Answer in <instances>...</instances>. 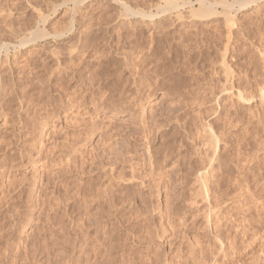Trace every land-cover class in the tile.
I'll return each instance as SVG.
<instances>
[{
    "label": "rangeland",
    "instance_id": "1",
    "mask_svg": "<svg viewBox=\"0 0 264 264\" xmlns=\"http://www.w3.org/2000/svg\"><path fill=\"white\" fill-rule=\"evenodd\" d=\"M171 1L0 0V264H264V211L238 212L264 203V0ZM202 1L212 16L197 17ZM37 30L53 36L4 51Z\"/></svg>",
    "mask_w": 264,
    "mask_h": 264
},
{
    "label": "bare ground",
    "instance_id": "2",
    "mask_svg": "<svg viewBox=\"0 0 264 264\" xmlns=\"http://www.w3.org/2000/svg\"><path fill=\"white\" fill-rule=\"evenodd\" d=\"M81 1L83 2V0H81ZM84 1H85V0H84ZM260 1H262V0H238V3H239V5H240L239 8H240V9H245L246 7H248V6L252 5V4H256V3L260 2ZM76 2H77V1H76ZM183 2H184V1H182V4H183ZM79 3H80V2H79ZM175 3H176V2H175ZM200 3H201L200 10H198V11L196 12L197 17H200V18H205V17H206V18H207V17L212 16L213 13L211 12V10H213V7H212L213 5L210 3L211 6H207V5L205 4V1H202V2H200ZM170 4H171L172 6L174 5L173 0L170 2ZM177 4H178V3H177ZM226 4H227V3H226ZM185 5H187V2H186ZM224 5H225V4H223V6H224ZM227 5H229L230 7L225 5L226 8H227V9H231V4H227ZM178 6H179V5H178ZM233 6H234V5H233ZM179 7H180V6H179ZM181 7H182V6H181ZM224 8H225V7H224ZM135 15L137 16V14H135ZM138 15H139V14H138ZM141 17H142V15H141ZM143 17H144V16H143ZM145 17H146V16H145ZM147 17L153 19V18L155 17V15L153 14V15H150V16H147ZM35 30H36V29H35ZM68 31H69L68 34H69V33H70V34L73 33V31H74V26L72 25V26L68 29ZM31 35H33L34 37H32L31 40L29 39L30 42H28V40H27V41H25V40H20V43H18L17 45H14V44H13V46L11 45L10 47H9V45H5V46L3 47L4 51L8 54V53H10V51H11L12 49L15 50V49H20V48H21V49H23V48H27V47H29L30 45H36V44H38V42H40L41 40H49V39L53 36V35L51 36L50 34H46V33H45V34H43V33H39L38 30H37V31H33V32L31 33ZM56 35H57V34H56ZM65 36H66V34H58L57 36H54V37H55V38H64ZM66 37H68V36H66ZM73 38H74V37H73ZM65 39H66V38H65ZM70 39H71V38H70ZM68 40H69V39H68ZM24 41H25V42H24ZM72 41H73V40H72ZM63 44H64V43H63ZM66 44H67V43H66ZM72 48H73V47H72ZM72 48H71V49H72ZM71 49H69V50H71ZM67 55H68V54H67ZM70 55H71V54H70ZM80 64H81V63H80ZM0 66H1V65H0ZM70 67H71V66H70ZM61 70H62V69H61ZM77 75H78V74H77ZM64 78H65V77H64ZM4 80H5V79H4ZM86 90H87V89H86ZM78 91H79V90H78ZM104 91H105V90H104ZM63 93H64V92H63ZM85 93H86V92H85ZM83 94H84V93H83ZM84 95H85V94H84ZM93 95H94V94H93ZM107 98H108V97H107ZM111 98H112V97H111ZM240 98H241V97H240ZM82 99H83V98H82ZM109 99H110V98H109ZM85 100H86V99H85ZM79 101H80V100H79ZM87 102H88V101H87ZM108 102H109V101H108ZM79 103H80V102H79ZM100 106H101V105H100ZM96 107H97V106H96ZM106 108H107V107H106ZM118 108H119V107H118ZM108 109H109V108H108ZM104 110H105V109H104ZM83 111H85V110H83ZM105 111H106V110H105ZM77 125H78V124H77ZM84 126H85V125H84ZM81 127H82V126H81ZM89 128H90V127H89ZM78 129H79V128H78ZM84 129H85V128H84ZM94 130H95V129H94ZM79 136H80V135H79ZM85 136H86V135H85ZM85 136H84V137H85ZM146 136H147V135H146ZM147 137H148V136H147ZM145 138H146V137H145ZM3 139H4V138H3ZM147 139H148V138H147ZM7 140H8V139H7ZM11 140H12V139H11ZM148 140H149V139H148ZM5 141H6V140H5ZM8 141H9V140H8ZM78 141H79V140H78ZM144 141H145V140H144ZM146 141H147V140H146ZM1 142H2V141H1ZM22 142H23V141H22ZM14 143H15V141H14ZM17 143H18V142H17ZM216 143H217V142H216ZM9 144H10V143H9ZM11 144H13V143H11ZM148 144H149V143H148ZM1 145H2V144H1ZM5 145H6V144H5ZM14 145H15V144H14ZM23 145H24V144H23ZM29 145H30V144H29ZM41 145H42V144H41ZM32 146H33V145H32ZM34 146H35V145H34ZM36 146H37V145H36ZM217 146H218V145H217ZM217 146H216V147H217ZM14 147H15V146H14ZM39 147H41V146H39ZM48 147H49V146H48ZM6 148H7V147H6ZM12 148H13V147H12ZM19 148H20V147H19ZM21 148H22V147H21ZM24 148H25V147H24ZM35 148H36V147H35ZM50 148H51V147H50ZM4 149H5V148H4ZM13 149H14V148H13ZM9 151H10V149H9ZM52 151H53V149H52ZM14 152H15V151H14ZM48 152H49V151H48ZM58 152H59V151H58ZM12 153H13V152H12ZM18 153H19V152H18ZM39 153H40V152H39ZM51 153H53V152H51ZM61 153H62V152H61ZM13 154H14V153H13ZM21 154H22V153H21ZM48 154H49V153H48ZM211 154H212V152H211ZM58 155H59V154H58ZM63 155H64V154H63ZM24 156H25V154H24V155L22 154V158H23V159H24ZM53 156H54V155H53ZM56 156H57V155H56ZM61 156H62V155H61ZM205 156H207V155L205 154ZM17 157H18V156H17ZM19 157H20V155H19ZM72 157H73V156H72ZM218 157H219V156H218ZM5 158H6V157H5ZM20 158H21V157H20ZM57 158H58V157H57ZM57 158H56V160H57ZM77 158H78V157H77ZM207 158H208V157H207ZM210 158H211V157H210ZM210 158H209V160H210ZM216 158H217V156H216ZM216 158H215V160H220V158H219V159H216ZM6 159H7V158H6ZM13 159H14V155H13ZM15 159H16V157H15ZM17 159H18V158H17ZM30 159H31V158H30ZM30 159H29V161H30ZM58 159H59V158H58ZM79 159H80V158H79ZM221 159H222V158H221ZM32 160H33V159H32ZM157 160H158V159H157ZM211 160H212V159H211ZM215 160H212V161H215ZM232 160H233V159H232ZM15 161H16V160H15ZM15 161H14V164H15ZM61 161H62V160H61ZM206 161H207V160H206ZM24 162H25V161H24ZM55 162H56V161H55ZM121 162H122V161H121ZM124 162H126V161L124 160ZM128 162H129V161H128ZM166 162H167V161H166ZM16 163H17V162H16ZM20 163H21V162H20ZM31 163H32V162H31ZM80 163H81V162H80ZM80 163H79V164H80ZM206 163H207V162H206ZM116 164H117V163H116ZM124 164H125V163H124ZM222 164H223V163H222ZM26 165H27V164H26ZM68 165H69V164H68ZM72 165H73V164H72ZM201 165H202V164H201ZM209 165H210V164H209ZM212 165H213V164H212ZM214 165H216V164H214ZM243 165H244V164H243ZM3 166H5V165H3ZM6 166H7V165H6ZM34 166H35V165H34ZM52 166H53V165H52ZM80 166H82V164H81ZM204 166H205V165H204ZM224 166H225V165H224ZM240 166H241V165H240ZM53 167H54V166H53ZM206 167H207V166H206ZM211 167H212V166H211ZM10 168H12V167L10 166ZM13 168H14V167H13ZM64 168H65V167H64ZM213 168H216V167H213ZM213 168H212V169H213ZM6 169H7V168H6ZM6 169H5V170H6ZM52 169H53V168H52ZM60 169H61V168H60ZM79 169H80V168H79ZM196 169H197V168H196ZM205 169H206V168H205ZM209 169H211V168H209ZM238 169H239V168H238ZM11 170H12V169H10V171H11ZM77 170H78V169H77ZM133 170H134V169H133ZM163 170H164V169H163ZM189 170H191V169H189ZM213 170H214V169H213ZM213 170H212V171H213ZM82 171H83V169H82ZM82 171H81V172H82ZM107 171H109V170H107ZM137 171H138V170H137ZM147 171H148V170H147ZM197 171H198V170H197ZM202 171L204 172V170H202ZM206 171H207V170H206ZM92 172H93V171H92ZM133 172H134V171H133ZM149 172H150V171H149ZM149 172H148V173H149ZM192 172H193V171H192ZM199 172H200V171H199ZM199 172H198V173H199ZM229 172H230V171H229ZM53 173H54V172H53ZM59 173H60V172H59ZM105 173H106V172H105ZM135 173H136V172H135ZM155 173H156V172H155ZM193 173H194V172H193ZM200 173H202V172H200ZM200 173H199V174H200ZM204 173H205V172H204ZM216 173H217V172H216ZM260 173H261V172H260ZM51 174H52V173H51ZM83 174H84V173H83ZM106 174H107V173H106ZM151 174H152V173H151ZM153 174H154V173H153ZM195 174H196V173H195ZM212 174H213V173H212ZM230 174H231V173H230ZM232 174H233V173H232ZM58 175H59V174H58ZM60 175H61V174H60ZM80 175H82V174H80ZM202 175H203V173L201 174V176H202ZM204 175H205V174H204ZM204 175H203V178H202V179H204L206 176H208V174H206L205 176H204ZM223 175H224V174H223ZM246 175H247V174H246ZM257 175H258V174H257ZM56 176H57V175H56ZM56 176H55V177H56ZM61 176H62V175H61ZM64 176H65V175H64ZM136 176H137V175H136ZM240 176H241V175H240ZM240 176H239V177H240ZM243 176H244V175H243ZM255 176H256V175H255ZM258 176H260V175H258ZM57 177H58V176H57ZM99 177H100V175H99ZM132 177H133V176H132ZM227 177H228V176H227ZM231 177H233V176H231ZM234 177H235V176H234ZM2 178H3V176H2ZM31 178H32V177H31ZM80 178H81V176H80ZM108 178H109V177H108ZM133 178H134V177H133ZM135 178H136V177H135ZM152 178H153V176H152ZM237 178H238V177H237ZM242 178H243V180H245V179H244L245 177H242ZM247 178H248V177H246V179H247ZM42 179H43V178H42ZM60 179H61V178H60ZM94 179H95V178H94ZM141 179H143V178H141ZM200 179H201V178H200ZM220 179H221V178H220ZM238 179H239V178H238ZM240 179H241V178H240ZM248 179H249V178H248ZM255 179H256V178H255ZM2 180H3V179H2ZM2 180H1V181H2ZM4 180H5V178H4ZM24 180H25V179H24ZM50 180L52 181L53 179L50 178ZM54 180H55V179H54ZM62 180H63V179H62ZM105 180H106V179H105ZM195 180H196V179H195ZM198 180H199V178H198ZM216 180H217V179H216ZM243 180H242V183H243ZM56 181L58 182L57 179H56ZM85 181H86V180H85ZM88 181H89V180H88ZM88 181H87V182H88ZM101 181H102V179H101ZM116 181H117V180H116ZM131 181H132V179H131ZM164 181H165V180H164ZM203 181H204V180H203ZM258 181H259V180H258ZM39 182H40V181H39ZM52 182H53V181H52ZM91 182H92V181H91ZM149 182H150V181H149ZM197 182L199 183V181H197ZM207 182H208V177H206V178H205V181L203 182V188H204V190L206 189L207 191L210 192V190L208 189V183H207ZM213 182H214V181H213ZM223 182H224V181H223ZM223 182H222V183H223ZM228 182H229V181H228ZM236 182H240V183H241V180H240V181H239V180H236ZM247 182H248V181H247ZM247 182H246V180H245V183H246V184H247ZM0 183H1V182H0ZM21 183H22V182H21ZM49 183H51V182L49 181ZM54 183H55V182H54ZM54 183H53V184H54ZM79 183L81 184V182H79ZM259 183H260V182H259ZM261 183H262V182H261ZM19 184H20V183H19ZM27 184H28V183H27ZM31 184H32V183H31ZM31 184H30V185H31ZM46 184H48V183H46ZM51 184H52V183H51ZM51 184H48V185L51 186ZM53 184H52V185H53ZM59 184H60V183H59ZM61 184H62V186H63V185L65 184V182H64V184H63V182H61ZM66 184H67V182H66ZM71 184H72V183H71ZM90 184H91V183H90ZM93 184H94V183H93ZM115 184H116V183H115ZM164 184H165V183H164ZM196 184H197V183H196ZM218 184H219V183H218ZM246 184H245V185H246ZM250 184H251V183H250ZM255 184H256V183H255ZM257 184H258V183H257ZM12 185H13V184H12ZM22 185H23V183H22ZM22 185H21V186H22ZM30 185H29V187H30ZM38 185H39V184H38ZM81 185H82V184H81ZM108 185H110V184H108ZM201 185H202V184H201ZM209 185H210V182H209ZM212 185H213V184H212ZM216 185H217V184H216ZM233 185H234V184H233ZM235 185H236V184H235ZM235 185H234V187H235ZM243 185H244V183H243V184H240L239 187H242ZM247 185H249V184H247ZM247 185H246V186H247ZM8 186H9V185H8ZM23 186H24V185H23ZM26 186L28 187V185L25 184V186H24L25 190H26ZM39 186H40V185H39ZM50 186H49L47 189H49ZM53 186H54V185H53ZM53 186H51V187H53ZM56 186H57V185H56ZM56 186H54V188H55ZM70 186H71V185H70ZM113 186H114V185H113ZM123 186H124V185H123ZM127 186H128V185H127ZM195 186H196V185H195ZM221 186H222V185H220V186H218V187H221ZM237 186H238V185H237ZM249 186H250V185H249ZM252 186H253V185H252ZM252 186H250V187H252ZM29 187H28V189H30ZM44 187H45V190H46V187H47V186L43 185V188H44ZM63 187H64V186H63ZM66 187H67V186H66ZM78 187H79V186H78ZM96 187H97V185H96ZM200 187H201V186H200ZM212 187H213V186H212ZM222 187H223V186H222ZM222 187H221V188H222ZM253 187H254V186H253ZM255 187H256V186H255ZM11 188H12V187H11ZM13 188H14V187H13ZM22 188H23V187H22ZM31 188H32V187H31ZM35 188H36V187H35ZM41 188H42V187H41ZM57 188H58V190H59V187H57ZM67 188H68V187H67ZM76 188H77V187H76ZM94 188H95V187H94ZM104 188H105V187H104ZM116 188H118V186H117ZM134 188H135V187H134ZM194 188H195V187H194ZM203 188H202V189H203ZM209 188H210V186H209ZM214 188H215V187H214ZM221 188H220V189H221ZM263 188H264V187H263ZM15 189H17V188H15ZM15 189L12 190V193H13V191H14ZM18 189H19V188H18ZM28 189H27V191H28ZM51 189H52V188H51ZM51 189H50V192H51ZM55 189H56V188H55ZM60 189H61V188H60ZM65 189H66V188H64V190H65ZM69 189H70V188H69ZM77 189H78V188H77ZM79 189H80V193L85 192V191H83V190H84V186H81ZM79 189H78V190H79ZM96 189H97V188H96ZM113 189H115V188H113ZM127 189H128V188H127ZM202 189H201V190H202ZM217 189H218V188H217ZM245 189H246V188H245ZM249 189H250V188L248 187V191H247L248 194H250V192H251V194H252V191L255 192V190H251V189H250L251 191H249ZM252 189H253V188H252ZM254 189H255V188H254ZM9 190H10V188H9ZM19 190L22 191L21 188H20ZM25 190H23V192H25ZM38 190H39V188H38ZM61 190H63V188H62ZM66 190H67V189H66ZM73 190H74V189H73ZM86 190H87V189H86ZM89 190H90V189H89ZM106 190H107V189H106ZM221 190L223 191V189H221ZM238 190H240V189H237L236 192H239ZM242 190H243V189H242ZM246 190H247V189H246ZM10 191H11V190H10ZM10 191H8V192H9L8 194H10ZM20 191H19V192H20ZM34 191H35V190H34ZM36 191H37V190H36ZM39 191H40V190H39ZM41 191H42V190H41ZM46 191H47V190H46ZM46 191H43V192H46ZM53 191H55V190L53 189ZM53 191L51 192L52 194H53ZM56 191H57V190H56ZM56 191L54 192V194L57 193V192H59L60 190L57 191V192H56ZM67 191H69V190H67ZM87 191H88V190H87ZM194 191H195V190H194ZM216 191H217V190H216ZM50 192H49L48 194L51 195ZM77 192H79V191H77ZM95 192H96V191H95ZM97 192H98V191H97ZM201 192H202V191H201ZM209 192H207V193L209 194ZM236 192H235V193H236ZM240 192H241V191H240ZM240 192H239V193H240ZM25 193H26V192H25ZM40 193H41V192H40ZM89 193H90V192H89ZM93 193H94V192H93ZM107 193H109V191H107ZM217 193H218V192H217ZM247 193H246V191H245V194H247ZM258 193H259V192H258ZM258 193H257V194H258ZM21 194H22V193H21ZM31 194H32V192H31ZM44 194H45V193H44ZM54 194H53V195H54ZM58 194H59V193H57V195H58ZM60 194H61V193H60ZM66 194H68V193L66 192ZM66 194L64 193V195H66ZM78 194H79V193H78ZM78 194H77V197H79ZM116 194H117V193H116ZM122 194H123V193H122ZM199 194H200V193H199ZM199 194H198V195H199ZM202 194H203V193H202ZM236 194H237V193H236ZM241 194H242V193H241ZM241 194H240V196L242 197ZM257 194L255 193L256 196L254 195L256 198H258V197H257ZM17 195H18V194H17ZM17 195H15V196H17ZM19 195H20V194H19ZM24 195H25V194H23V196H24ZM32 195H33V194H32ZM37 195H38V193H37ZM39 195H41V194H39ZM42 195H43V194H42ZM42 195H41V196H42ZM79 195H80V194H79ZM83 195H84V194H83ZM88 195H89V194H88ZM96 195H97V194H96ZM105 195H106V198H107V197L110 198V196H108V194H105ZM105 195H104V196H105ZM113 195H114V194H113ZM205 195H206V193H205ZM205 195L203 194L202 196L205 197ZM211 195H212V194H211ZM233 195H235V194H233ZM28 196H30V194H28ZM33 196H34V195H33ZM41 196H40V199H41ZM43 196L47 197L48 195H47V193H46V195H43ZM43 196H42V199H41L42 202H43L45 199H47V198H44ZM55 196H56V194H55ZM69 196H71V195L69 194V195L67 196V200H70V199H68ZM93 196H94V195H93ZM117 196H118V195H117ZM121 196H123V195H121ZM126 196H127V195H126ZM196 196H197V195H196ZM216 196H217V195H216ZM240 196H239V197H240ZM251 196H252V195H250L249 197H251ZM25 197H26V196H25ZM35 197H36V196H35ZM35 197H34V198H35ZM51 197H53V196H51ZM61 197H62V195H61ZM61 197H60V198H61ZM82 197H83V196H82ZM84 197H85V196H84ZM114 197H115V196H114ZM119 197H120V196H119ZM129 197H130V196H129ZM193 197H194V196H192V198H193ZM206 197H207V196H206ZM214 197H215V196H214ZM233 197H235V196H233ZM239 197H236L235 199H233L234 202H235V200H236L237 198L240 199ZM263 197H264V196H263ZM12 198H13V197H12ZM29 198H30V197H29ZM38 198H39V197H38ZM38 198H37V199H38ZM43 198H44V200H43ZM55 198H57V200L60 199V198H58V197H55ZM69 198H70V197H69ZM74 198H75V197H73V199H74ZM88 198H89V197H88ZM99 198H100V197H99ZM102 198L104 199L103 196H102ZM106 198H105V200L108 201V200H107L108 198H107V199H106ZM117 198H118V197H117ZM120 198H121V197H120ZM199 198H201V196H200ZM210 198H211V197H210ZM245 198L248 199V196H246ZM245 198H244V199H245ZM23 199H24V198L22 197V200H23ZM25 199H26V198H25ZM37 199H36V201H37ZM40 199H39V200H40ZM51 199H52V198H51ZM63 199H65V197H63ZM71 199H72V198H71ZM115 199H116V198H115ZM238 199H237V202H238ZM241 199H242V198H241ZM244 199H243V201L240 200V202H242L241 205H240L239 203H237V202H235V203H237L236 205H235V203H234V205L236 206V208L238 207V204L240 205V206H239L240 209L238 208V212H240L242 208L244 209V211H243V209H242V211H243V212H242V215H243V218H242V219H243V220L247 221V220H248L247 218L251 217L252 212H253V210H254L255 208H256V209H257V208H261V212L264 211V203H261V200H260V199H259V200H260V203H258V202H259L258 200H257L258 202H257V201H256V202H254V201L252 202V201H251L252 199H251L250 202H249V204H248V201H249V200L247 201V200L245 199L247 203H244ZM249 199H250V198H249ZM253 199H255V198H253ZM20 200H21V196H20ZM22 200H21V201H22ZM27 200H28V199H26V202H27ZM39 200H38V201H39ZM48 200H50V199H48ZM53 200H54V198H53ZM53 200H52V201H53ZM57 200L55 199L54 202H56ZM61 200H62V198H61ZM67 200L65 199V201H67ZM90 200H91V199H90ZM94 200H95V199H94ZM94 200H93L92 202L97 201L98 198H97L95 201H94ZM100 200H102V199H100ZM111 200H113V199H111ZM209 200H210V199H209ZM218 200H219V199H218ZM225 200H226V198H225ZM33 201H34V199H33ZM36 201H35V202H36ZM50 201H51V200H50ZM52 201H51V202H52ZM102 201H103V200H102ZM106 201H105V202H106ZM109 201H110V200H109ZM114 201H115V200H114ZM201 201H202V200H201ZM23 202H24V200H23ZM35 202H34V203H35ZM44 202H46V201H44ZM44 202H43V203H44ZM47 202H48V201H47ZM47 202L44 203V204H47ZM59 202H60V204H61L62 201L59 200ZM70 202H71V201H70ZM79 202H80V200H79ZM89 202H90V201H89ZM89 202H88V203H89ZM209 202H210V201H209ZM209 202H208V203H209ZM215 202H216V201H215ZM224 202H225V201H224ZM227 202H228V201H227ZM227 202H225V203L227 204ZM229 202H231V200H230ZM30 203H31V201H30ZM36 203H38V202H36ZM76 203H77V201H76ZM97 203H98V202H97ZM107 203H109V202H107ZM107 203H106V204H107ZM125 203H126V202H125ZM210 203H211V202H210ZM216 203H219V202H216ZM220 203H221V202H220ZM220 203H219L218 205H221ZM231 203H232V202H231ZM231 203H230V204H231ZM41 204H42V203H41ZM44 204H42V206H43ZM48 204H50V203L48 202ZM48 204H47V205H48ZM51 204L54 206L53 202H52ZM56 204L59 205L58 201H57V203H55V206H56ZM63 204H65V203L62 202V206H63ZM67 204H68V202H67ZM70 204H72V202H71ZM73 204H74V202H73ZM79 204H80V203H78V204H76V205H78V207H80ZM86 204H87V203H86ZM90 204H91V202H90ZM95 204H96V202H95ZM99 204H100V203H98V205H99ZM101 204H102V206H104V201L101 202ZM106 204H105V205H106ZM114 204H115V203H114ZM116 204H117V203H116ZM203 204H204V203H203ZM214 204H215V203H214ZM226 204H225V205H226ZM15 205H17V204H15ZM15 205H14V207H16ZM22 205H24V204H22ZM32 205H33V207H34V204H32ZM68 205H69V204H68ZM68 205H67V207H69ZM76 205H75V206H76ZM80 205H81V204H80ZM121 205H122V204H121ZM215 205H216V204H215ZM218 205H216L217 208L219 207L218 209L216 208L217 210L214 209L216 206H215L214 208H212V207H210L211 205H209L210 208H208V209H210V213H211L210 215H211V218H212V217H213V218H215V217L218 218L219 216H220L219 218L223 217V216H221V214H222L221 210H222L223 208H225V207H223V206H224L223 203H222V205H223L222 207H223V208H220L221 206H218ZM234 205H232V207H233ZM248 205H249V206H248ZM11 206H12V205H11ZM60 206H61V205H59V207H60ZM73 206H74V205H73ZM75 206H74V207H75ZM83 206H84V205H83ZM90 206H91V205H90ZM94 206H95V205H94ZM96 206H97V205H96ZM106 206H107V205H106ZM109 206L111 207V205H109ZM116 206H117V205H116ZM129 206H130V205H129ZM212 206H214V205H212ZM8 207H9V206H8ZM14 207H13V208H14ZM18 207H21V205L19 204ZM18 207H17V208H18ZM22 207H24V206H22ZM36 207H37V206H36ZM59 207H58V208H59ZM76 207H77V206H76ZM78 207H77V209H78ZM81 207H82V206H81ZM85 207H87V206H85ZM91 207H92V206H91ZM104 207H105V206H104ZM110 207H108V211H109V208H110ZM232 207H230V208H232ZM11 208H12V207H10V209H11ZM34 208H35V207H34ZM43 208H44V206H43ZM46 208H47V207H46ZM46 208H45V209H46ZM48 208H49V207H48ZM50 208L53 209V207H50ZM65 208H66V205H65ZM87 208H88V207H87ZM87 208H86V209H87ZM89 208H90V207H89ZM93 208H94V207H93ZM95 208H96V207H95ZM97 208H98V206H97ZM99 208H100V207H99ZM99 208H98V209H99ZM101 208H103V207H101ZM203 208H204V207H203ZM226 208H227V207H226ZM230 208H229V209H230ZM233 208H235V207H233ZM236 208H235V209H236ZM19 209L21 210L22 208H19ZM19 209H17V212L19 211ZM25 209H26V214H27V207H26V206H25ZM30 209H31V208H30ZM40 209H42V208L40 207ZM54 209H55V207H54ZM54 209H53V211H54ZM60 209H61V207H60ZM63 209H64V208H63ZM75 209H76V208H75ZM80 209H81V208H80ZM84 209H85V208H84ZM105 209H106V208H105ZM117 209H118V208H117ZM121 209H122V208H121ZM229 209H228V210H229ZM235 209H234V210H235ZM12 210H14V209H12ZM12 210H10V211H12ZM15 210H16V208H15ZM15 210H14L13 212H15ZM23 210H24V208H23ZM28 210H29V209H28ZM32 210H33V209H32ZM46 210H47V209H46ZM46 210H45V211H46ZM64 210H65V209H64ZM103 210H104V209H103ZM106 210H107V209H106ZM106 210H104V211L106 212ZM129 210H130V209H129ZM224 210L226 211V209H224ZM8 211H9V210H6V212H8ZM24 211H25V210H24ZM42 211H43V210H42ZM45 211L43 212V214L45 213ZM48 211H49V213H50L52 210H51V209H50V210L48 209L46 213H48ZM53 211H52V212H53ZM56 211H57V209H55V212H56ZM68 211H69V209H68ZM87 211H88V210H87ZM108 211H107V212H108ZM110 211H111V210H110ZM203 211H204V210H203ZM236 211H237V210H236ZM256 211H257V210H256ZM13 212H12V214H13ZM29 212H31V211L29 210ZM52 212H51L50 214H53ZM85 212H86V211H85ZM85 212H83V213L85 214ZM92 212H94V211H92ZM97 212L101 213V212L98 211V210H97ZM116 212H117V211H116ZM207 212H208V211H207ZM238 212H237V213H238ZM259 212H260V211H259ZM18 213H19V212H18ZM20 213H21V212H20ZM46 213H45V214H46ZM49 213H48V214H49ZM57 213H58V212H57ZM57 213H56V214H57ZM66 213H67V211H66ZM83 213H82V214H83ZM88 213H89V212H88ZM114 213H115V212H114ZM121 213H122V212H121ZM124 213H125V212H124ZM231 213H232V212H231ZM9 214H10V213H9ZM21 214H22V213H21ZM24 214H25V213H24ZM26 214H25V216H26ZM29 214H30V213H29ZM31 214H33V213H31ZM45 214H44V215H45ZM48 214L45 215V216H47V219H49V218H48ZM63 214H64V215H68V213H67V214L63 213ZM74 214H75V212H74ZM89 214H90V213H89ZM93 214H94V213H93ZM102 214L105 215V213H103V212H102ZM106 214H107V213H106ZM108 214H110V213H108ZM263 214H264V213H263ZM13 215H14V214H13ZM80 215H81V213H80ZM85 215H86V214H85ZM94 215H95V214H94ZM96 215H97V214H96ZM104 215H103V216H104ZM112 215H113V214H112ZM119 215H120V214H119ZM128 215H129V214H128ZM128 215H127V216H128ZM212 215H215V216H212ZM9 216H10V215H9ZM14 216H15V215H14ZM28 216H30V217L32 218L31 215H28ZM39 216H40V215H39ZM42 216H43V215H42ZM42 216H41V218H42ZM71 216H72V215H71ZM103 216H102V217H103ZM107 216H108V215H107ZM110 216H111V215H110ZM120 216H121V215H120ZM138 216H139V215H138ZM233 216H234V215H233ZM233 216H231V217H233ZM235 216H236V215H235ZM257 216H258V215H257ZM15 217H17V216H15ZM19 217H20V215L17 217V221H18ZM50 217H54V215H53V216L50 215ZM55 217H56V216H55ZM64 217H65V216H64ZM64 217H63V218H64ZM81 217H82V216H81ZM98 217H99V216H98ZM129 217H130V215H129ZM258 217H259V216H258ZM263 217H264V216H263ZM11 218H12V217H11ZM13 218H14V217H13ZM27 218H28V217H27ZM44 218H46V217H44ZM56 218H57V217H56ZM65 218H66V217H65ZM85 218H88V217L86 216ZM89 218H90V217H89ZM89 218H88V219H89ZM208 218H209V216H208ZM15 219H16V218H15ZM15 219H13L12 222H13ZM50 219H53V220H54V218H50ZM50 219L48 220L47 223H50V222L52 221V220H50ZM58 219H59V218H58ZM61 219H62V218H61ZM67 219H69V216L67 217ZM92 219H93V218H92ZM105 219H107V218H105ZM222 219H223V218H222ZM228 219H229V218H228ZM240 219H241V218H240ZM240 219H239V220H240ZM252 219H253V218H252ZM260 219H261V218H260ZM260 219H259V220H260ZM22 220H23V219H22ZM42 220H43V219H42ZM65 220H66V219H65ZM69 220H70V219H69ZM71 220H72V219H71ZM80 220H81V219H80ZM85 220L87 221V219H85ZM90 220H91V219H90ZM203 220H204V219H203ZM213 220H215V219H213ZM223 220H225V219H223ZM27 221H28V220H27ZM46 221H47V220H46ZM72 221H74V220H72ZM82 221H83V220H82ZM91 221H92V220H91ZM93 221H94V220H93ZM220 221H222V220H220ZM226 221H228V220H226ZM230 221H231V220H230ZM20 222H21V221H20ZM23 222H24V221H23ZM25 222H26V221H25ZM25 222H24V223H25ZM44 222H45V220H44ZM54 222H55V220L53 221V223H54ZM78 222H80V221H78ZM78 222H77V225H79ZM83 222H84V221H83ZM83 222H82V223H83ZM87 222H89V221H87ZM87 222H85V224H87ZM97 222H98V221H97ZM114 222H115V221H114ZM208 222H209V221H208ZM214 222H215V221H214ZM216 222H217V220H216ZM216 222H215V223H216ZM235 222H236V221H235ZM235 222H234V223H235ZM237 222H238V221H237ZM239 222H240V221H239ZM241 222H242V221H241ZM249 222H250V221H249ZM15 223H16V222H15ZM18 223H19V222H18ZM59 223H60V222H59ZM61 223H64V222H61ZM75 223H76V222H75ZM75 223H74V224H75ZM82 223H80V225H81ZM100 223H101V222H100ZM212 223H213V221H212ZM215 223H214V224H215ZM226 223H227V222H226ZM51 224H52V223H51ZM55 224H58V223H55ZM71 224H72V223H71ZM83 224H84V223H83ZM83 224L81 225L82 228H83L84 225H85V224H84V225H83ZM97 224H98V223H97ZM238 224H239V223H238ZM249 224H250V223H249ZM15 225H16V224H15ZM19 225H22V224H19ZM19 225H18V226H19ZM40 225H41V224H40ZM40 225H39V226H40ZM48 225H49V224H48ZM53 225H54V224H53ZM53 225H51V226H52L53 229H54V226H53ZM58 225H59V224H58ZM87 225H88V224H87ZM91 225H92V224H91ZM93 225H94V223H93ZM13 226H14V225H13ZM22 226H24V225H22ZM39 226H38V228H39ZM49 226H50V225H49ZM70 226H71V225H70ZM101 226H102V225H101ZM101 226H100V227H101ZM105 226L108 227L107 225H105ZM119 226H120V225H119ZM122 226H123V225H122ZM138 226H139V225H138ZM216 226H218V225H216ZM227 226H228V225H227ZM241 226H243V224H241ZM61 227H63V226H61ZM74 227H75V225H74ZM86 227H87V226H86ZM86 227H85L83 230L87 229ZM89 227H91V226H89ZM89 227H88V228H89ZM92 227H93V226H92ZM92 227H91V228H92ZM100 227H99V228H100ZM103 227H104V226H103ZM103 227H102V228H103ZM106 227H105V228H106ZM113 227H115V226H113ZM134 227H135V226H134ZM237 227H238V226H237ZM15 228L18 229L17 226H15ZM63 228H66L65 225H64ZM105 228H104V229H105ZM108 228H109V227H108ZM139 228H140V227H139ZM203 228H204V227H203ZM203 228H202V229H203ZM241 228H242V227H241ZM51 229H52V228H51ZM53 229H52V230H53ZM60 229H62V228H60ZM77 229H80L79 226H78ZM96 229H97V227H96ZM106 229H107V228H106ZM106 229H105V231H106ZM219 229H220V228H219ZM226 229H227V228H226ZM246 229H248V228H246ZM48 230H50V229H48ZM48 230H47V232H48ZM94 230H95V229H94ZM130 230H131V229H130ZM235 230H236V229H235ZM39 231H40V230H39ZM63 231H64V230L62 229V231H61V232L59 231V232L62 233ZM85 231H87V230H85ZM85 231H84V232H85ZM88 231H89V230H88ZM90 231H91V229H90ZM92 231H93V230H92ZM108 231H109V229H107V233H108ZM119 231H120V230H119ZM128 231H129V230H128ZM208 231H209V230H208ZM244 231H245V230H244ZM252 231H253V230H252ZM40 232H41V231H40ZM57 232H58V231H57ZM78 232H80V231H78ZM84 232H83V233H84ZM99 232H100V231H99ZM237 232H238V231H237ZM237 232H236V233H237ZM254 232H255V231H254ZM35 233L37 234V232H35ZM63 233H64V232H63ZM80 233H82V231H81ZM87 233H88V232H87ZM95 233H96V232H95ZM97 233H98V232H97ZM102 233H103V232H102ZM114 233H115V232H114ZM129 233H130V232H129ZM134 233H135V232H134ZM220 233H221V232H220ZM240 233H241V232H240ZM250 233H251V232H250ZM84 234H86V233H84ZM100 234H101V233H100ZM111 234H112V233H111ZM115 234H116V233H115ZM246 234H247V233H246ZM77 235H78V234H77ZM81 235H83V234H81ZM81 235H80V236H81ZM89 235H90V234H89ZM98 235H99V234H98ZM98 235H97V237H98ZM105 235H107V234H105V232H104V236H105ZM223 235H224V234H223ZM235 235H236V234H235ZM253 235H255V233H254ZM38 236H39V235H38ZM83 236H84V235H83ZM83 236H82V237H83ZM93 236H94V235H93ZM108 236H109V235H108ZM229 236H230V235H229ZM238 236H239V234H238ZM54 237H55V236H54ZM78 237H79V236H78ZM82 237H81V238H82ZM110 237H112V236H109V238H110ZM116 237H117V236H116ZM125 237H126V236H125ZM194 237H195V236H194ZM217 237H218V236H217ZM239 237H241V236H239ZM56 238H57V236H56ZM56 238H53V239H56ZM85 238H86V236H85ZM85 238H84V239H85ZM90 238H91V237H90ZM90 238H89V239H90ZM93 238H94V237H93ZM93 238H92V239H93ZM104 238H105V237H104ZM117 238H118V237H117ZM123 238H124V237H123ZM246 238H247V237H246ZM36 239H37V238H36ZM92 239H91V240H92ZM96 239H98V238H95V240H96ZM110 239H112V238H110ZM131 239H132V238H131ZM136 239H137V238H136ZM196 239H197V238H196ZM216 239H217V238H216ZM216 239H215V240H216ZM250 239H251V238H250ZM106 240H107V237H106ZM235 240H236V239H235ZM35 241H36V240H35ZM37 241H40V238H39ZM79 241H80V239H79ZM79 241H78V243H79ZM86 241H87V240H86ZM97 241H98V240H96V242H97ZM102 241H103V239H102ZM109 241H111V240H109ZM115 241H116V240H115ZM120 241H121V240H120ZM120 241H119V242H120ZM129 241H130V240H129ZM132 241H133V240H132ZM247 241H248V239H247ZM253 241H254V240H253ZM259 241H260V240H259ZM49 242H52V241H49ZM87 242H89V241H87ZM92 242H93V240H92ZM98 242L101 243V241H98ZM98 242H97V244H96V243L94 244L95 246H93V248L96 247V246H99V245H98ZM117 242H118V241H117ZM124 242H125V241H124ZM126 242H127V241H126ZM217 242H218V241H217ZM232 242H233V240H232ZM261 242H262V241H261ZM93 243H94V242H93ZM103 243H104V242H103ZM105 243H106V242H105ZM105 243H104V244H105ZM198 243H199V242H198ZM219 243H220V242H219ZM85 244H86V243H85ZM87 244H88V243H87ZM89 244H90V243H89ZM113 244H114V243H113ZM229 244H230V243H229ZM261 244H262V243H261ZM91 245H92V244H91ZM101 245H103V244L101 243V244H100V247H101ZM109 245H110V244H109ZM109 245H108V246H109ZM214 245H215V244H214ZM247 245H249V244L247 243ZM89 246H90V245H88L87 248H89ZM106 246H107V245H106ZM119 246H120V245H119ZM121 246H123V245H121ZM132 246H133V245H132ZM202 246H203V245H202ZM228 246H229V245H228ZM245 246H246V245H245ZM111 247H112V248H111ZM111 247H110V246H109V247H105V246H104V248H109V249L111 248V249L113 250V246H111ZM199 247H200V246H199ZM215 247H216V246H215ZM215 247H214V248H215ZM240 247H241V246H240ZM255 247H256V246H255ZM130 248H132V247H130ZM135 248H136V247H135ZM216 248H217V247H216ZM220 248H221V245H220ZM241 248H242V247H241ZM83 249H84V248H83ZM98 249H99V247H98ZM101 249H102V248H101ZM199 249H200V248H199ZM221 249H222V248H221ZM237 249H238V248H237ZM88 250H89V249H88ZM107 250H108V249H107ZM189 250H190V248H189ZM201 250H202V249H201ZM210 250H211V249H210ZM210 250L208 249L207 251H210ZM216 250H217V249H216ZM224 250H225V249H224ZM241 250H242V249H241ZM89 251L93 252V249H92V250H89ZM95 251L99 253V251L97 250V248H96V250L94 249V252H95ZM110 251H111V250H110ZM110 251H109V252H110ZM218 251H220V250H218ZM225 251H226V250H225ZM239 251H240V250H239ZM242 251H243V250H242ZM106 252H107V251L105 250V253H106ZM109 252H108V253H109ZM222 252H223V251H222ZM245 252H246V251H245ZM105 253H103V254L105 255ZM108 253H107V254H108ZM130 253H131V252H130ZM86 254L88 255V253H86ZM89 254H90V253H89ZM93 254H94V253H93ZM101 254H102V252H101ZM101 254H100V255H101ZM103 254H102V257H103ZM184 254H185V253H184ZM194 254H195V253H194ZM194 254H193V255H194ZM203 254H204V253H203ZM206 254H207V252H206ZM227 254H228V253H227ZM238 254H239V253H238ZM238 254H237V256H239ZM242 254H243V253H242ZM90 255H91V254H90ZM94 255H97V254H94ZM98 255H99V254H98ZM115 255H116V254H115ZM182 255H183V253H182ZM204 255H205V254H204ZM92 256H93V255H92ZM108 256L111 258L110 254H108ZM116 256H117V255H116ZM133 256H134V255H133ZM195 256H196V255H195ZM200 256H201V255H200ZM208 256H209V255H208ZM213 256H214V255H213ZM226 256H227V255H226ZM231 256H232V255H231ZM231 256H230V257H231ZM240 256H241V255H240ZM87 257H88V256H87ZM96 257H97V258H101L100 256H99V257L96 256ZM96 257H95V259H96ZM112 257H113V256H112ZM121 257H122V256H121ZM127 257H128V256H127ZM185 257H186V256H185ZM189 257H190V256H189ZM191 257H192V256H191ZM223 257H224V256H223ZM252 257H253V256H252ZM104 258L107 259V257H104ZM228 258H229V257H228ZM247 258H248V256H247ZM89 259L91 260L90 257H89ZM101 259H102V258H101ZM124 259H125V258H124ZM132 259H133V258H132ZM171 259H172V258H171ZM176 259H177V257H176ZM176 259H175V260H176ZM185 259H186V258H185ZM232 259H233V258H232ZM96 260H98V259H96ZM96 260H95V261H96ZM99 260H100V259H99ZM108 260H109V258H108ZM108 260L106 261V263H107V262H108V263L110 262V260H109V261H108ZM182 260H183V259H182ZM189 260H190V259H189ZM204 260H205V259H204ZM223 260H224V258H223ZM226 260H227V259H226ZM92 261H94V260H92ZM100 261H101V260H100ZM100 261H99V262H100ZM102 261H104V259H103ZM115 261H116V260H115ZM122 261H123V260H122ZM130 261H131V259H130ZM171 261H172V260H171ZM183 261H184V260H183ZM186 261H187V260H186ZM236 261H237V260H236ZM251 261H252V260H251ZM256 261H257V260H256ZM99 262H97V263H98V264H100V263L103 264V263H104V262H103V263H102V262L99 263ZM246 262H247V261H246ZM248 262H249V261H248ZM92 263L95 264V262H92ZM111 263H112V262H111ZM127 263H128V262H127ZM174 263H175V262H174ZM182 263H184V262H182ZM194 263H195V262H194ZM236 263H237V262H236ZM252 263H253V262H252ZM257 263H258V262H257ZM109 264H110V263H109ZM128 264H129V263H128ZM132 264H133V263H132ZM135 264H136V263H135ZM177 264H179V263H177ZM198 264H199V263H198ZM201 264H202V263H201ZM254 264H255V263H254Z\"/></svg>",
    "mask_w": 264,
    "mask_h": 264
}]
</instances>
